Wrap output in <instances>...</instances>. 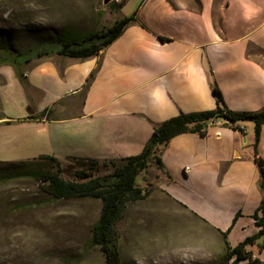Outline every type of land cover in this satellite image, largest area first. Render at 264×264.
Listing matches in <instances>:
<instances>
[{
  "label": "crops",
  "instance_id": "1",
  "mask_svg": "<svg viewBox=\"0 0 264 264\" xmlns=\"http://www.w3.org/2000/svg\"><path fill=\"white\" fill-rule=\"evenodd\" d=\"M80 1L90 7L87 20L66 26L69 37L130 16L120 13L133 3L114 0L98 8L96 1ZM135 12V21L98 55L85 60L60 55L56 61L48 56L28 68L31 96L15 71H5L3 93L13 81L27 109L33 101L36 112L52 114L20 121L52 127V151H62L66 159L104 162L140 154L165 120L216 109L215 87L231 110L264 109V0H142ZM99 66L85 94L84 85ZM7 120L16 118H0ZM243 125L245 132L220 118L206 135L180 134L158 148L168 174L155 167L165 193L206 229L222 235L231 227L230 245L236 233L239 244L258 232L253 215L264 198L254 123ZM259 155L264 159V125ZM248 250L263 260L257 244Z\"/></svg>",
  "mask_w": 264,
  "mask_h": 264
},
{
  "label": "rangeland",
  "instance_id": "2",
  "mask_svg": "<svg viewBox=\"0 0 264 264\" xmlns=\"http://www.w3.org/2000/svg\"><path fill=\"white\" fill-rule=\"evenodd\" d=\"M85 1H96L98 8H104L103 0ZM141 2L133 0L120 13L121 18L131 16ZM88 8L80 0H0V48L24 51L62 32L66 36V26L87 20L84 13ZM59 57L49 56L55 61ZM46 58L35 59L27 68ZM5 71L12 74L15 70L10 64L0 66V118L16 121H0V161L14 164L0 163V175L57 171L55 162L41 158L45 154L56 155L62 161L61 176L74 181L88 180L77 176L80 169L105 175L123 163L109 160L92 166L91 162L66 159L62 151H52L48 136L52 127L20 121L29 116L21 88L12 81L3 87L5 93L1 90L7 82ZM20 161H26L25 166ZM155 167L137 180L149 190L148 196L130 202L115 227L124 264H231L224 259L223 235L210 226L206 229L195 215L172 200L163 190L162 176ZM102 205V200L90 197L56 199L31 176L4 177L0 181V264H106L102 249L92 244L93 226ZM238 235L230 239L232 245L237 244ZM261 258L264 264V251Z\"/></svg>",
  "mask_w": 264,
  "mask_h": 264
},
{
  "label": "trees",
  "instance_id": "3",
  "mask_svg": "<svg viewBox=\"0 0 264 264\" xmlns=\"http://www.w3.org/2000/svg\"><path fill=\"white\" fill-rule=\"evenodd\" d=\"M137 13L131 16L116 20L111 26L99 31L85 33L79 38L65 36L62 32L44 43L31 47L24 51H16L13 48H0V66L12 65L17 77L26 88L29 94L30 83L27 80V66L37 58L59 54L65 57L85 60L98 55L102 50L111 45L132 21H135ZM68 32V31H67ZM69 35V34H68ZM68 37V38H67ZM100 66L89 76L84 85V93L88 91L96 78ZM214 91L219 95L216 109L181 113L175 117L165 120L157 125L145 144L140 154L121 159L123 163L115 166L114 171L105 175H95L93 171L80 169L76 174L86 181L66 180L61 176L63 171L62 161L54 156L42 155V159L55 162L58 170L55 172H45L40 170L15 171L7 175H0V181L4 177H15L27 175L35 178L42 189L56 199L70 198H97L102 200V210L100 217L92 230V244L99 246L105 254L106 264H124L123 255L116 239V224L123 217L124 210L130 202L144 199L148 196L146 190L138 183V177L146 172L150 166L155 165L164 173L168 174L162 158L158 154L159 146L168 143L172 138L186 133L199 132L206 135L207 130L217 119L223 118L228 125L243 132L242 126L245 122L254 123L255 141L254 150L256 162L261 171L260 186L264 191V159L259 155V142L264 125V109L259 111H234L223 104V96L220 90L215 87ZM29 119H52L49 109L36 112L33 105H28ZM76 158V157H75ZM78 161L91 162L92 166L98 165L96 159L76 158ZM20 165L26 161H20ZM0 163L14 164V161H0ZM255 223L259 228L258 232L247 237L236 246L230 245L228 233L231 227L223 232V241L226 248L225 261L231 264H242L249 262L253 264H263L254 253L248 250V246L257 244L260 251H264V198L253 215ZM237 218V216H236ZM234 219V222L236 220ZM262 239L261 242L259 240Z\"/></svg>",
  "mask_w": 264,
  "mask_h": 264
},
{
  "label": "water",
  "instance_id": "4",
  "mask_svg": "<svg viewBox=\"0 0 264 264\" xmlns=\"http://www.w3.org/2000/svg\"><path fill=\"white\" fill-rule=\"evenodd\" d=\"M112 1H114V0H103V4H104V5H108V4H110Z\"/></svg>",
  "mask_w": 264,
  "mask_h": 264
},
{
  "label": "built area",
  "instance_id": "5",
  "mask_svg": "<svg viewBox=\"0 0 264 264\" xmlns=\"http://www.w3.org/2000/svg\"><path fill=\"white\" fill-rule=\"evenodd\" d=\"M243 132H245V126H242ZM241 131V130H240Z\"/></svg>",
  "mask_w": 264,
  "mask_h": 264
}]
</instances>
